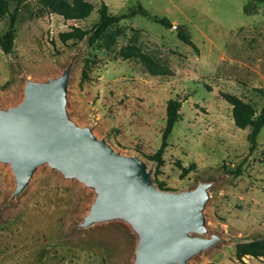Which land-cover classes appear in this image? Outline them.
Segmentation results:
<instances>
[{
	"label": "rangeland",
	"instance_id": "rangeland-1",
	"mask_svg": "<svg viewBox=\"0 0 264 264\" xmlns=\"http://www.w3.org/2000/svg\"><path fill=\"white\" fill-rule=\"evenodd\" d=\"M73 3L75 0H65ZM94 9L86 20L68 21L39 0L19 7L11 54L0 48V107L23 99L26 80L57 77L73 63L69 113L80 126L127 156L144 161L155 185L165 191L194 190L216 183L205 210L211 233L224 241L189 264H242L237 249H260L264 241V128L252 151V129L235 126L225 95L264 107V3L257 0H84ZM102 4L111 17L127 19L98 29ZM171 22V28L134 13ZM18 8L0 19V34ZM177 27V29H176ZM81 29L83 40L64 43L60 35ZM188 34L197 49L186 45ZM132 47L169 71L152 75ZM170 100L179 101L180 121L167 141ZM241 167L240 175L232 170ZM15 179L0 164V264H132L136 238L113 222L79 228L94 199L91 189L48 166L12 200ZM264 264V258H244Z\"/></svg>",
	"mask_w": 264,
	"mask_h": 264
},
{
	"label": "water",
	"instance_id": "water-1",
	"mask_svg": "<svg viewBox=\"0 0 264 264\" xmlns=\"http://www.w3.org/2000/svg\"><path fill=\"white\" fill-rule=\"evenodd\" d=\"M72 71L73 63L57 77L27 79L23 99L0 107V164L15 179L11 199L22 196L37 170L48 166L93 191L79 228L126 225L136 238L132 264H189L223 242L209 231L205 215L216 183L184 192L158 188L144 161L115 151L92 127L73 120Z\"/></svg>",
	"mask_w": 264,
	"mask_h": 264
},
{
	"label": "trees",
	"instance_id": "trees-1",
	"mask_svg": "<svg viewBox=\"0 0 264 264\" xmlns=\"http://www.w3.org/2000/svg\"><path fill=\"white\" fill-rule=\"evenodd\" d=\"M13 0H0V19H3L10 14V4ZM27 0H16L18 8L10 15V24L8 30L4 34H0V48L4 54L8 55L13 52L14 43L16 39V23L19 15V7ZM260 3H264V0H257ZM40 4L48 9V11L63 17L68 21H82L86 20L94 9L93 4L84 0H75L73 3H69L65 0H39ZM108 6L102 4L100 9L101 21L98 25V29L102 32L114 24H118L123 20L127 19L126 16L111 17L108 13ZM134 15H142L147 18L154 20L157 24L171 28V22L165 19H160L158 17H151L146 11L140 7ZM89 35V32H85L81 29H75L72 32L63 33L60 35L61 40L64 43L69 41L83 40ZM181 40L188 46L197 49L195 44L192 42L191 37L184 33H180ZM123 56L127 59L140 58L146 64L149 72L154 76H165L168 75L169 71L164 67L153 62L148 56L142 54L140 51L128 47L123 51ZM259 93L263 94V90H258ZM225 100L232 106V113L235 126L239 129L246 130L251 128L252 131L248 136V140L251 143L252 151L257 147V137L264 128V107L261 109L260 113L257 115L255 108L243 101L241 98L233 95H225ZM182 107V103L175 100H170L168 102L167 108V126L163 134V146L158 152L157 157H160L165 147L167 146V141L172 135L176 124L180 121L179 111ZM232 174L240 175L241 167L237 170H232ZM258 246L260 249L251 247H240L237 249V260L242 264L244 258L252 257L257 260L264 258V241H259Z\"/></svg>",
	"mask_w": 264,
	"mask_h": 264
}]
</instances>
